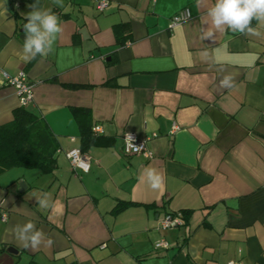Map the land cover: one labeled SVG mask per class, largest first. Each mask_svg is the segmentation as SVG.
<instances>
[{
	"label": "crops",
	"instance_id": "obj_1",
	"mask_svg": "<svg viewBox=\"0 0 264 264\" xmlns=\"http://www.w3.org/2000/svg\"><path fill=\"white\" fill-rule=\"evenodd\" d=\"M98 1L39 0L63 32L47 57L25 62L20 31L36 0H0V125L20 107L2 73L23 71L24 108L58 143L52 173L0 174V264H264V38L227 31L202 41L204 4L215 0H105L101 12ZM184 9L191 17L169 27ZM204 48L214 62L197 57ZM226 75L230 89L220 86ZM74 108L89 110L101 139L84 153L87 173L64 156L79 149ZM124 135L145 141L152 159L124 156ZM148 167L163 174L161 189L141 180ZM42 193L60 211L41 209L33 194ZM120 202L134 205L112 214ZM184 211V225L158 229L163 215ZM29 221L50 247L20 246L14 229ZM160 240L167 247L155 249Z\"/></svg>",
	"mask_w": 264,
	"mask_h": 264
},
{
	"label": "clouds",
	"instance_id": "obj_2",
	"mask_svg": "<svg viewBox=\"0 0 264 264\" xmlns=\"http://www.w3.org/2000/svg\"><path fill=\"white\" fill-rule=\"evenodd\" d=\"M201 2L202 0H197L198 5ZM53 3L58 7H64L63 0H53ZM29 7L32 11L25 15L27 22L23 25L26 37L22 59L25 62L37 56L47 57L54 51V45L63 32L59 17L50 8H41L39 0ZM204 7L207 19L203 24L208 27L201 28L200 39L202 41L207 39L215 42L217 34L227 31L264 38V32L259 27V25H264V0H215L214 4L205 3ZM253 20L257 21V27L252 26ZM196 55L201 62H214V57L208 48L199 50ZM220 86L228 89L234 87L233 78L230 75L224 76ZM141 180L153 190H159L164 185L163 174L151 167L142 171ZM33 195L41 209H51L53 212H57L62 208L59 201L51 200L49 193ZM14 232L16 240L24 249L35 250L42 244L45 247H50L53 243L50 238L45 237L42 230L37 229L35 224L30 221L23 225H17Z\"/></svg>",
	"mask_w": 264,
	"mask_h": 264
},
{
	"label": "trees",
	"instance_id": "obj_3",
	"mask_svg": "<svg viewBox=\"0 0 264 264\" xmlns=\"http://www.w3.org/2000/svg\"><path fill=\"white\" fill-rule=\"evenodd\" d=\"M254 22L255 20L252 25ZM123 28L121 25L114 26L115 38L119 44H122ZM71 112L79 129V150L84 154L91 146L100 144L101 139L91 131L89 110L74 108ZM57 149V140L46 122L24 107L16 108L12 111V119L0 125V174L13 168L50 174L56 168ZM130 205L134 204L120 202L111 213L118 214ZM187 216L184 211L182 225L185 224Z\"/></svg>",
	"mask_w": 264,
	"mask_h": 264
},
{
	"label": "built area",
	"instance_id": "obj_4",
	"mask_svg": "<svg viewBox=\"0 0 264 264\" xmlns=\"http://www.w3.org/2000/svg\"><path fill=\"white\" fill-rule=\"evenodd\" d=\"M108 2L105 0H99L97 2L98 11H103L107 8ZM190 13L187 9L181 10L170 18L169 27H176L190 18ZM2 78L8 86L13 88L15 95L18 98L20 107H26L32 102V85L28 83L26 74L20 71L16 75H9L6 72L2 73ZM98 129H93V132H97ZM136 146V147H134ZM122 153L124 156L140 155L146 160H150L153 157V153L147 148L145 141L138 140L134 136L124 135ZM70 167L77 172L87 173L90 169V162L88 157L81 153L79 149H71L64 154ZM4 219V216L2 217ZM182 225V217L179 215L165 214L158 222V229L160 231H166L168 229H174ZM167 243L164 240H160L155 243L154 248H166ZM228 264H234L230 262Z\"/></svg>",
	"mask_w": 264,
	"mask_h": 264
},
{
	"label": "water",
	"instance_id": "obj_5",
	"mask_svg": "<svg viewBox=\"0 0 264 264\" xmlns=\"http://www.w3.org/2000/svg\"><path fill=\"white\" fill-rule=\"evenodd\" d=\"M20 32H21L20 38L24 41L25 37H26V34L23 33V30H21ZM17 186H18V192L19 193L23 192V190L25 189V184L22 181L18 182ZM7 252L8 253H12V254H16L17 253L15 250L10 249V248L7 249Z\"/></svg>",
	"mask_w": 264,
	"mask_h": 264
}]
</instances>
